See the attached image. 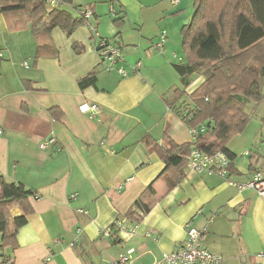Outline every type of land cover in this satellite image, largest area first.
I'll return each mask as SVG.
<instances>
[{
	"label": "crops",
	"instance_id": "crops-1",
	"mask_svg": "<svg viewBox=\"0 0 264 264\" xmlns=\"http://www.w3.org/2000/svg\"><path fill=\"white\" fill-rule=\"evenodd\" d=\"M73 5L90 6L89 23L99 35L116 37L123 46L119 66L129 76L104 70L85 25L70 35L51 29L45 48L29 29H14L0 14V179L37 196L27 199L31 212L7 264H109L123 256L126 264H154L184 243L189 227L221 257L218 264H264V197L218 176L166 165L177 146L193 143L191 124L171 106L189 103L174 65L184 56L181 29L192 18L193 0ZM89 74L95 85L81 89L78 82ZM185 80L192 91L201 78ZM83 103L99 112L88 117L79 111ZM52 108L61 111L60 119L50 115ZM50 137L57 144L39 149ZM226 147L231 182L245 183L257 171L264 178V101ZM149 186L148 212L127 238L115 222H135L127 215ZM22 213L19 206L11 211L12 217Z\"/></svg>",
	"mask_w": 264,
	"mask_h": 264
},
{
	"label": "trees",
	"instance_id": "trees-1",
	"mask_svg": "<svg viewBox=\"0 0 264 264\" xmlns=\"http://www.w3.org/2000/svg\"><path fill=\"white\" fill-rule=\"evenodd\" d=\"M58 1L60 7L46 11L47 0H0V14L11 21L14 29H29L39 46L47 48L50 41L45 39L51 29L59 27L70 35L78 26L88 24L75 12L80 6L70 13L67 5H72L73 0ZM206 14L209 19L203 26L198 25V20ZM181 37L184 56L174 69L189 103L180 102L175 107L172 102L171 106L179 109L181 119L190 123L191 129L203 127L204 130L193 143L177 146L178 153L170 154L166 165L184 167L192 148L209 155L223 152L230 160L228 142L245 129L264 101V0H193V15L182 27ZM109 39L119 43L116 37ZM194 74L201 81L195 89L187 91L185 77ZM95 83V75L89 74L78 85L84 89ZM183 92L178 91L179 97ZM250 105L253 107L249 111ZM49 113L55 119L62 117L58 108L50 109ZM33 194L21 183L0 179V264H7L8 250L17 247L16 232L31 212L26 204L29 197H37ZM148 197H152L150 186L134 202L128 219L142 221L139 212L147 214ZM17 206L23 213L12 217L11 210Z\"/></svg>",
	"mask_w": 264,
	"mask_h": 264
},
{
	"label": "built area",
	"instance_id": "built-area-1",
	"mask_svg": "<svg viewBox=\"0 0 264 264\" xmlns=\"http://www.w3.org/2000/svg\"><path fill=\"white\" fill-rule=\"evenodd\" d=\"M51 4V6L49 5ZM47 4L52 8H58L61 6L58 0H47ZM77 15L83 17L88 23L86 27L89 28L91 36L96 41L95 50L99 56L104 70L107 72H116L119 76L126 78L129 73L122 67L119 66L124 60L123 56V46L120 43H116L114 40L109 38H103L99 35L96 27L92 26L88 20L93 15V10L91 7H77L75 8ZM110 13L113 14V9L110 8ZM159 47H162L165 43L166 32L162 31L159 35ZM0 57H2L0 52ZM26 66V63H23ZM137 67H133L131 72H135ZM79 111L81 113L87 114L88 117L93 118L99 112V107L95 104L84 103L80 105ZM203 127H197L190 129L189 134L191 140L194 142L199 133L203 132ZM1 133V132H0ZM56 144L55 137H50L43 141L39 145V149L46 150ZM230 160L222 153L217 152L215 154H206L203 151L192 148L191 152L186 160L185 168L188 172H193L197 174H207L221 177L227 181L228 184L234 185L238 191H243L246 189H254L259 196L264 197V178L260 172H255L251 179L247 182L238 184L233 183L228 179V168L230 165ZM71 199L75 200L76 195L72 194ZM78 213L85 214L84 211L78 210ZM142 220L145 215L139 212ZM140 222H129L127 219H122L115 222V228L123 231L127 238L132 237L138 230ZM109 233V228L100 230V234L107 235ZM201 232L193 227H189L186 230V240L182 245H180L173 253L169 255H163L162 258L157 260L154 264H218L221 257L206 250L201 241ZM146 237L156 241L155 237L146 233ZM128 261L127 256H123L117 261H113L109 264H126Z\"/></svg>",
	"mask_w": 264,
	"mask_h": 264
},
{
	"label": "rangeland",
	"instance_id": "rangeland-1",
	"mask_svg": "<svg viewBox=\"0 0 264 264\" xmlns=\"http://www.w3.org/2000/svg\"><path fill=\"white\" fill-rule=\"evenodd\" d=\"M49 5L51 6V4L49 3ZM48 4L47 5H44V7H45V10L46 11H50V9H51V7L49 6ZM67 7L70 9L69 11H72L76 6H74L73 4L72 5H67ZM80 7H82V8H86V7H88V6H80ZM72 9V10H71ZM36 16L38 17V15L36 14ZM43 17H41V19H42ZM90 19V18H89ZM209 19V15L208 14H206V15H203L202 16V18L200 19V21L198 20V25H204L203 24V22H205L206 20H208ZM88 22H89V20H88ZM84 104V103H83ZM82 105V104H81ZM249 107V111H250V109L253 107V105H250V106H248ZM212 142H214L215 143V141L214 140H212ZM223 153V152H222ZM224 154V153H223ZM225 155V154H224ZM226 157H227V155H225ZM12 211V210H11ZM7 214H9L8 213V209H7Z\"/></svg>",
	"mask_w": 264,
	"mask_h": 264
}]
</instances>
